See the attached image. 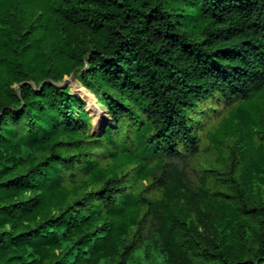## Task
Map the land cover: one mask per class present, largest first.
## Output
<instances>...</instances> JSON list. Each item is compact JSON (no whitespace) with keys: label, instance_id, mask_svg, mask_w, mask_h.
Instances as JSON below:
<instances>
[{"label":"trees","instance_id":"16d2710c","mask_svg":"<svg viewBox=\"0 0 264 264\" xmlns=\"http://www.w3.org/2000/svg\"><path fill=\"white\" fill-rule=\"evenodd\" d=\"M75 71L100 134L56 85ZM262 96L264 0H0V264H130L149 238L164 264H264V133L241 111ZM209 137L205 234L148 193Z\"/></svg>","mask_w":264,"mask_h":264},{"label":"rangeland","instance_id":"374dc122","mask_svg":"<svg viewBox=\"0 0 264 264\" xmlns=\"http://www.w3.org/2000/svg\"><path fill=\"white\" fill-rule=\"evenodd\" d=\"M59 87H69L72 94L76 95L84 103V110L90 117V134L97 135L105 130L110 121L106 107L101 103L100 96L93 90L83 86L78 71L64 77L61 82L56 83ZM18 86H15L17 88ZM246 116H251L256 121V131L264 133V96L258 101L244 106L241 110ZM230 116L222 111L221 117L209 124L210 134H215L222 149L228 153V146L233 139L234 124L228 122ZM212 138V136H211ZM211 138H206L202 144V152L197 157L182 156L180 158L166 159L164 173L165 181L168 182V190L155 187L148 193L153 199H165L167 203L175 206L187 222H193L198 231L209 233V226L204 215L208 211L207 197L200 192V179L205 168L223 167L225 162L218 160V151L214 149ZM208 151H205L207 150ZM140 247L130 264H164L157 254L158 244L153 238H149ZM175 264H182L177 261ZM196 264L197 261H196Z\"/></svg>","mask_w":264,"mask_h":264}]
</instances>
